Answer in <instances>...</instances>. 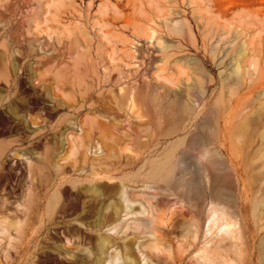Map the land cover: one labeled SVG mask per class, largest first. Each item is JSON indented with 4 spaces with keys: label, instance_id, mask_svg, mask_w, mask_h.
Returning a JSON list of instances; mask_svg holds the SVG:
<instances>
[{
    "label": "rangeland",
    "instance_id": "rangeland-1",
    "mask_svg": "<svg viewBox=\"0 0 264 264\" xmlns=\"http://www.w3.org/2000/svg\"><path fill=\"white\" fill-rule=\"evenodd\" d=\"M120 90L126 92L122 111ZM104 102L119 113L109 117L121 124V134L161 137V144L150 148L148 162H162L172 149L182 151L186 139L199 131L215 139L208 148L220 155L219 186L225 197L217 206L218 217L223 213L229 222L235 212L238 239L219 237L216 227L202 236L211 207L207 178L206 199L199 204L190 194L161 193L155 179L130 184L131 175L153 171L149 163L109 177L127 191L144 189L147 195L136 192L134 200L149 213L169 217L174 212L169 240L158 242L160 259L151 257L149 264H170L166 249L175 258L172 264H198V252L207 243L223 253L213 264H264V0H0V264H15L16 252L30 241L31 264H49L46 259L73 264L69 255L89 261L96 236H109L121 222L123 213L94 238L82 231L94 223L98 209L109 213L113 200L103 185L108 174L94 181L84 170L86 176L72 177L66 185L88 192L83 190L78 206L58 213L74 226L49 227L34 240L45 221L34 216L29 171L39 167L44 176L37 181L44 184L53 146L67 159L56 161L58 167L76 166L66 167L77 157L66 145L59 149L67 133L64 119L73 123L68 126L73 135H79L81 125L96 138L91 119L104 116L98 110ZM183 106L188 110L181 112ZM205 121L208 129H202ZM135 150L132 142L118 147L122 156ZM114 158L103 154L93 168L106 169ZM174 175L191 178L178 169ZM63 195H58L61 200ZM147 196L152 199L145 201ZM132 208L136 211L138 203ZM188 208L202 226L190 255L184 249L191 243L180 233L187 219L182 211ZM221 238L226 239L219 244ZM135 239L147 244L148 230L123 231L114 237L115 247L121 253L123 240Z\"/></svg>",
    "mask_w": 264,
    "mask_h": 264
},
{
    "label": "bare ground",
    "instance_id": "bare-ground-1",
    "mask_svg": "<svg viewBox=\"0 0 264 264\" xmlns=\"http://www.w3.org/2000/svg\"><path fill=\"white\" fill-rule=\"evenodd\" d=\"M107 81L110 83L109 77L107 78ZM125 97V90H120L121 104L118 107L121 111L123 108L120 106L122 105ZM83 98L84 97L82 96L81 100H83ZM87 100L88 99L86 98L85 101L87 102ZM102 104L99 105L98 110H100L99 112H102L104 116L100 117V119H91V129L96 130L99 135L96 138L91 137L89 133L91 130L83 132L81 125L79 135H73L72 130L68 127L73 125V123H71L69 119H64L67 124V133L61 137V140H59V149H62L63 145H66L67 150H69V154L77 157V159L73 160L71 163H66V167H69L70 164L76 166H73L72 169L69 168L68 171H66L65 168L58 167L59 159L64 162H66L67 159L60 158V150H56L53 146L50 153H48V167L45 168L46 180L43 178L45 180L44 184L42 185L37 181V177H39V175L44 176V174H40L41 171L38 170L39 167L33 168L34 170L32 173L29 171L31 179L29 178L30 184L28 188V196L33 198L36 202L35 208L33 209L34 216L39 217L40 215V219L45 221L43 227L36 233L34 240L37 241L39 236H41V234L45 232V229L49 227L55 230L58 229L59 226H64L66 223L71 225V227L74 226L70 222H67L58 216V213L66 207L78 206L80 198L83 195L84 189L81 185H72L71 187L66 185V182L69 179L77 177L78 175L86 176V173L81 172L85 170L89 171V175H93V177H95L93 180L96 181L100 180V178H96V176H99L101 173H105L108 174V181L103 183V185L107 191V198L113 199L109 203V213L105 214L98 209V216L94 220V223L85 227L82 231L88 237H93L94 233L100 230L101 227H105L107 224L112 225L116 223L120 218V214L123 213L122 220L120 223H117L112 227L109 236L102 234H98L96 236L94 251L92 253L88 252L91 253V256H87V258H90L89 261L81 259L77 255H69V257H71L69 262L73 264H149L151 263V257L159 260V255L162 252V249L160 248L158 242L161 239L169 240V236L171 235L173 228L174 212H168L170 213L169 217H164V213L159 215H155L156 213H149L142 203L134 200L136 192H139L142 196L147 195L144 189L136 192L127 191L120 183L109 178L112 174H121L124 170L131 173L138 167L139 164H142L140 168L151 164L153 171L144 175H141L140 173L131 175L128 177V182L130 184L146 179H155V182L160 186L158 187V190L161 193H168L169 195L178 193L179 197L182 198L188 197L190 194L191 198L196 200L199 204L203 203L206 199L204 182L206 178L209 180L210 188L207 198L210 199L211 207L208 211V223L203 234L202 226L199 222L194 220L195 213L190 210V208L185 210V213L182 211V215L186 214L187 219L181 223L180 233L182 234L181 237L185 242L187 240L191 243L187 249H184L188 255L192 254L190 249L195 247V243L201 234L202 236L207 237L215 227L217 230L216 234L218 236L220 235L219 237H225L227 235L230 239L237 238L238 236L241 237L240 233L238 235L239 231L233 230V228L237 225L234 221L236 218L234 211L228 215L230 217L229 222L224 221L223 213H220V217H218L219 213L217 212V206L223 203L225 196L219 186V181L222 178L219 174V167L221 166L220 155L217 151L210 150L208 148V146L215 139H210L207 136L201 135V131L196 132L186 139V143L182 151L176 154L175 150L172 149L169 154L165 156L162 162H148L147 158L152 153V151L149 152L150 148L160 145L161 137L159 138L158 134H153L146 136L145 139H142V134L139 132H135L133 136H131V133L121 134L119 132L122 128L121 124L114 119V117L119 116V113H117L115 108L112 106L106 105L105 102ZM82 107H85V105H80V108ZM186 110H188L187 106H183L181 108V112H185ZM110 115H114V117L110 118ZM37 118V116L33 118L35 122ZM208 122L209 121L204 122L202 129L209 128ZM89 126L90 125H88V127ZM115 131L117 133H115ZM104 139H107L108 142L104 143ZM129 142H132L137 150H135L136 152H131V154L126 153L125 156L123 155V161L119 163L122 155H119L118 147ZM112 153L115 158L109 163L110 166L108 168H93L96 165L95 162L99 161L103 154H107L108 158H110ZM90 155L91 159L89 160ZM177 155L180 156L181 160L177 158ZM57 156L58 159L56 158ZM56 161L58 162L56 163ZM176 169L180 170V173L191 174V178H176L174 175ZM78 172L81 173L78 174ZM39 186H41L42 189L37 191L40 188ZM37 187L39 188L37 189ZM87 192L88 191H85L84 193ZM59 193H64L62 200L58 196ZM92 193L96 195L97 198L99 197L95 191H92ZM151 199L152 198L147 196L145 201ZM99 202L100 201L97 203ZM136 203H138V209L133 211L132 207ZM163 206L166 207L168 205L165 203ZM168 208L170 209L171 206H168ZM22 223V221H18L16 225L18 229L22 226ZM131 227H133V230L135 231L139 229L148 230L149 242L147 244H143L142 242H137L135 239L126 244V240H123L120 253V251L115 247L116 242L114 237L117 238L119 234L125 230L131 229ZM163 228L166 230V233H163ZM168 228H170V230H168ZM19 230H21V228ZM225 239L226 238H221L219 240V244ZM217 246L218 245H216L214 249H211L209 248V243L205 244L203 249L198 252V264H213V261L215 262L219 259L218 253L222 252V250L221 247ZM32 248L33 242L30 241L23 248H20L19 250L17 249L18 251L16 252L17 257L15 264H31L32 253H30V250ZM110 248H112V250L109 255H107V251ZM165 251L167 253L166 258L170 259V264H172V261L175 260L173 254L169 249H166ZM234 251L236 252V250ZM46 260L47 261L45 262L49 264H59L57 260Z\"/></svg>",
    "mask_w": 264,
    "mask_h": 264
}]
</instances>
